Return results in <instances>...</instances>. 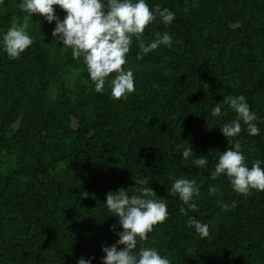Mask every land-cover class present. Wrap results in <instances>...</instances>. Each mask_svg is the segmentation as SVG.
Listing matches in <instances>:
<instances>
[{"label":"trees","instance_id":"16d2710c","mask_svg":"<svg viewBox=\"0 0 264 264\" xmlns=\"http://www.w3.org/2000/svg\"><path fill=\"white\" fill-rule=\"evenodd\" d=\"M19 3L0 0V38L13 21L27 23L34 38L18 59L0 44V264H76L82 256L102 264V247L119 239L111 225L123 231L106 194H136L133 178L143 177L168 218L146 241L137 238L136 251L155 248L170 264H264V192L239 194L225 175L211 179L217 151L237 140L246 166L259 160L264 168V0H146L154 15L168 8L175 18L166 26L157 15L143 39L167 32L173 45L138 59L133 38L123 67L135 91L126 100L114 99L107 83L97 93L83 57L53 40L55 21ZM228 95L246 98L259 135L242 125L229 145L219 127L236 113L222 105L221 116L211 115ZM200 155L203 168L193 163ZM170 177L197 182L198 210L188 216L209 225L208 237L187 226ZM209 186L219 193L209 195ZM217 200L236 207L223 210Z\"/></svg>","mask_w":264,"mask_h":264},{"label":"clouds","instance_id":"9594fccd","mask_svg":"<svg viewBox=\"0 0 264 264\" xmlns=\"http://www.w3.org/2000/svg\"><path fill=\"white\" fill-rule=\"evenodd\" d=\"M54 6H59L66 13L63 20L56 15ZM19 9L29 16L36 14L43 17L49 24L55 21L52 31L53 40L62 42V51L71 49L73 59L83 57L91 81L95 85V91L102 93L105 84L111 89V96L116 99H127V94L135 91L134 74L131 69H124L127 63L126 56L130 52L135 38L139 51L137 58H142L159 46L172 47L173 39L167 32H157L155 39L146 41L143 33L146 27L152 23L158 15L164 25H170L175 13L168 8L157 9L154 15L146 0H20ZM27 23L12 25L0 38L4 51L9 59H18L21 54L34 43L30 36ZM115 76L108 79L111 74ZM222 105H228L235 113L236 118L223 123L219 129L231 144L232 138L237 137L242 131V125L246 126L247 133L251 136L259 135L260 129L255 112L251 111L243 95L224 96L222 102L217 103L211 109V115H222ZM241 144L237 140L234 145L225 151H217L218 161L211 174V179L216 180L222 174L225 175L234 192L247 195L251 190L264 192V168L261 161L252 162L251 168L245 164V156L241 152ZM193 154L192 146H186L182 151V158L187 160ZM194 165L203 168L208 164L204 155H200L193 161ZM172 180L171 194L178 195L184 207L180 213L188 216L190 211L198 210V205L193 202L194 197L200 196V188L195 180L170 177ZM137 187L133 195L124 188L109 191L106 194V205L111 216L119 218V226L123 231L116 232L117 225H111V229L119 239L111 246H103L104 256L102 264H170L168 258L162 257L155 248L140 246L139 241H146L153 227L163 223L168 218L166 202L157 196L148 185V179L133 178ZM215 186H209V195L219 193ZM217 205L223 210L236 207V202L231 205L217 200ZM189 228L195 229L203 239L209 236V225L202 223L195 217L188 216L186 221ZM123 246V247H120ZM94 257L85 259L80 257L76 264H91Z\"/></svg>","mask_w":264,"mask_h":264}]
</instances>
